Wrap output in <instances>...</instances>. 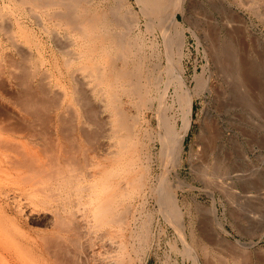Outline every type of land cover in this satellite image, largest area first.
Wrapping results in <instances>:
<instances>
[{
    "label": "bare ground",
    "instance_id": "bare-ground-1",
    "mask_svg": "<svg viewBox=\"0 0 264 264\" xmlns=\"http://www.w3.org/2000/svg\"><path fill=\"white\" fill-rule=\"evenodd\" d=\"M134 2H3L0 264H149L165 246L174 264H259L218 203L246 177L226 115L264 106L263 39L232 3L190 19L197 0Z\"/></svg>",
    "mask_w": 264,
    "mask_h": 264
},
{
    "label": "rangeland",
    "instance_id": "rangeland-1",
    "mask_svg": "<svg viewBox=\"0 0 264 264\" xmlns=\"http://www.w3.org/2000/svg\"><path fill=\"white\" fill-rule=\"evenodd\" d=\"M5 1L6 0H0V9L5 8L4 6H2L4 4L3 2ZM133 2L135 4V7L137 6L136 9L139 10V6L136 0H133ZM197 2L198 3L196 6L198 7L196 9V14L191 13V12L188 13V11H186V16L190 14L189 15L190 19H193L194 17L197 19L199 15H201V17L202 15L204 16V14L207 13V10L209 11V9L213 10V8L214 9L217 8V10H214V12L218 11L220 9L218 8L220 5L228 6L231 3L233 7L245 13L246 17L248 18L249 27L251 28L252 32H256L254 36L258 35L260 38L263 39L262 45L257 41H253L254 52L256 51L255 52L256 54H254L255 56L253 57V59L255 61L258 60L256 61L258 64V71H259L258 73L261 79L263 78L262 80L264 81V16H260L261 13L264 14V9H262V7L253 6L255 9L257 10L261 9L262 11L261 12L260 10H258L257 12V10L255 11L253 7L251 9L242 8V7H239L234 2V0H200V1L197 0ZM197 11H198V14H197ZM176 12L179 15V17L182 18L181 14L177 10ZM216 14L220 15L219 12H217ZM253 40H256L255 37ZM191 47L193 49L194 54L192 56L191 61L188 62V65L190 66V72H193L194 62L198 58V54L194 47L193 40L191 43ZM200 62H202L201 58H200ZM240 101L241 100L239 98H235L232 104L234 108L231 106L232 107L231 111H229L228 115H226V117L230 116V113L234 115V117L232 115L231 116L235 118V121H234L235 125L232 124L233 126H231L230 132L234 133V132L240 131L239 132L240 137L238 138V142L236 141L235 144L230 147L229 153H226L225 155L227 154L229 155L230 157L228 159L229 163L232 162V159L234 163V164L228 163L226 165H228V167H230L232 171L234 172L236 171L235 173L244 171V173H246V177L240 181H236L235 185H233L232 194H231L232 199L229 201L232 203L231 205H229V207L227 206L228 205L227 201H219L218 203L219 219H222L220 221H222L226 229L229 230L228 236L233 240L230 246L231 250L239 253L238 251H243L241 248H245L246 251L255 252L257 253L258 258L260 259L259 264H264V106L262 104V106L260 107V110L257 111L256 112L257 114H256L253 111V109H250V108H249L250 110L245 109V107L242 105V101L241 102ZM200 109H201V104L198 101L196 102V105H195V112L197 111L199 113ZM233 111H235L234 112L235 114H233ZM197 117L198 115H196V118ZM242 119L243 121L245 120L246 122L248 120V122L246 123L244 121V123H242L243 122ZM239 121L241 122V126H239L240 124L238 123ZM196 125H197V122L195 121L194 130L192 128V131L190 133L191 136H189L188 139L186 140L187 146L190 144V140L192 136L194 135V131L197 130ZM243 125H245L246 127ZM241 143L243 145H241ZM187 154L188 152L185 151V155ZM184 162L188 165V160L186 156L184 157ZM203 198L204 200L208 198L206 193L203 194ZM233 203H235V206ZM224 207L227 209H225ZM235 208H237L238 210ZM204 219L206 220V223L209 225V222H210L208 221L209 217L206 216L204 217ZM166 247L167 246L164 247V251H162L160 259L153 256L150 259L149 264H161V262L164 261L165 259L164 258L165 255L168 253H169L168 259L170 260L169 264H174V261H173L174 254H171L170 251L168 250L169 247L167 248ZM164 253L166 254L163 255ZM240 253L241 254L245 253V251L240 252Z\"/></svg>",
    "mask_w": 264,
    "mask_h": 264
}]
</instances>
